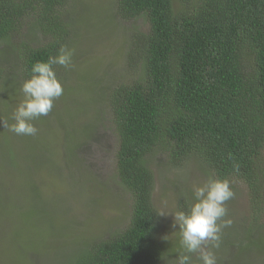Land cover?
Masks as SVG:
<instances>
[{"label": "trees", "instance_id": "obj_1", "mask_svg": "<svg viewBox=\"0 0 264 264\" xmlns=\"http://www.w3.org/2000/svg\"><path fill=\"white\" fill-rule=\"evenodd\" d=\"M67 2L0 0V44L5 45L0 52V86H17L20 79H29L36 61H47L66 44L71 31L64 21ZM116 14L124 22L141 20L147 28L146 32L134 28L130 34L125 66L132 77L109 83L105 97H100L117 133L116 170L132 197L131 219L125 230L84 248L64 264L169 260L168 245L156 237L160 218L153 203L155 176L148 165V156L162 151L174 166L200 162L216 179L243 183L252 216L246 229L240 227L238 243L251 248L262 234L259 221L264 224V0H116ZM24 29L25 38L20 36ZM15 37L21 39L12 41ZM8 59H14L16 66L5 67ZM4 130L0 127L5 138L16 135ZM4 142L8 148H1V143L0 148L7 152L21 184L26 162L18 163L13 148ZM24 146L28 149L22 154L29 150L25 156L35 171L38 156L29 143ZM40 165L54 168L47 157L40 159ZM1 180L4 186L8 182L7 176ZM36 187L26 198L16 188L0 187V217L13 223V232L0 239L1 261L21 253L22 247L39 255L48 246L37 236L33 242L21 240L24 230L38 233L31 210L42 204L34 201ZM23 199L16 219L14 205Z\"/></svg>", "mask_w": 264, "mask_h": 264}, {"label": "rangeland", "instance_id": "obj_2", "mask_svg": "<svg viewBox=\"0 0 264 264\" xmlns=\"http://www.w3.org/2000/svg\"><path fill=\"white\" fill-rule=\"evenodd\" d=\"M66 12L64 21L71 26V31L65 45L74 50V54L72 65L55 67L63 95L54 101L48 115L33 121L38 130L35 135L16 134L6 138L0 135L1 148H8L6 140L13 148L16 161L20 164L26 162L27 165L26 171L21 169L24 174L21 173L20 184L17 171L6 158L7 152L0 148V168L3 170L0 172V187L16 188L19 195L26 198L28 191L32 192L37 185L35 192L38 193L34 195H37L34 201L42 203L31 209L34 210L38 233L24 230L21 240L33 242L37 236L41 237L43 246L46 243L48 246L41 247L39 255L31 254L26 247H22L21 253L10 254L2 261L0 259V264H22L20 261L24 260L30 264H64L76 259L78 252L84 248H92L122 232L130 223L132 197L120 183L116 170L117 133L106 101L101 102L100 97H105L104 89L109 83L127 81L132 77V70L126 71L125 66L130 34L134 28L143 32L147 28L141 20H119L116 0H68ZM25 34L26 29L20 36L25 38ZM19 39L15 37L12 41ZM4 49L5 45L0 44V52ZM8 60L10 63H5V67L16 66L14 59ZM20 81L17 86H0L2 130L5 129L4 124L14 123L13 113L23 98L20 88L24 82ZM6 131L8 135L13 133L8 127ZM27 143L33 146L32 150L34 148L38 156L39 164L35 171L31 170L34 167L25 156L29 150L22 154L28 149L23 147ZM45 157L52 161L53 169L49 165H40V159ZM148 158L149 168L155 176L153 203L158 215L161 210L165 213L187 211L193 202V185L203 184L210 177H215L200 162L174 166L168 162L164 151ZM6 176L8 185L5 183L4 186L1 179ZM231 187L235 196L226 202V207L228 218L233 223L222 229L220 247L212 249L217 264H264V224L261 226L259 221L257 227L262 234L251 248L239 245L242 236L240 227L247 226V220L252 216V205L243 183L234 180ZM2 195L5 196V193ZM1 199L4 201L2 204H8L5 198ZM24 200L12 209L16 219ZM2 218L4 216L0 217V239L4 240L13 232V223L8 217L5 220ZM159 218L160 228L156 237L167 244L171 252L165 264H176L180 239L178 226L172 227L171 214L159 215ZM261 221L264 223V218ZM233 243H237V247L229 253L228 248ZM193 264H199L195 255Z\"/></svg>", "mask_w": 264, "mask_h": 264}, {"label": "clouds", "instance_id": "obj_3", "mask_svg": "<svg viewBox=\"0 0 264 264\" xmlns=\"http://www.w3.org/2000/svg\"><path fill=\"white\" fill-rule=\"evenodd\" d=\"M73 54L74 50L62 45L57 55L32 65L30 78L20 88L23 98L13 113L14 123L4 124L5 127L17 135L33 136L37 133L33 121L48 115L54 101L63 95V87L54 66L69 67ZM233 167L239 171L238 164ZM234 196L228 179L210 177L203 184L193 185V202L187 211L159 212L160 216L171 214L172 227L178 226L180 239L176 264H193L194 255L198 257L199 264H217L212 249L220 247L222 229L233 223L228 218L226 202Z\"/></svg>", "mask_w": 264, "mask_h": 264}]
</instances>
